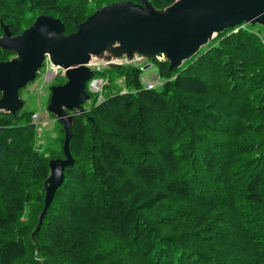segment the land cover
<instances>
[{"label":"trees","instance_id":"trees-1","mask_svg":"<svg viewBox=\"0 0 264 264\" xmlns=\"http://www.w3.org/2000/svg\"><path fill=\"white\" fill-rule=\"evenodd\" d=\"M113 1L0 0V22L52 15L70 33ZM150 62L158 84L108 68L74 116V163L35 231L63 130L50 114L37 148L33 110L0 114V264H264V29L228 28L173 71Z\"/></svg>","mask_w":264,"mask_h":264},{"label":"water","instance_id":"water-1","mask_svg":"<svg viewBox=\"0 0 264 264\" xmlns=\"http://www.w3.org/2000/svg\"><path fill=\"white\" fill-rule=\"evenodd\" d=\"M243 25L264 29V0H174L162 9L149 0L113 1L83 21L75 20L70 33H64L63 22L52 15H37L15 35L1 21L0 49L14 53L0 61L1 114L14 115L21 107L18 90L35 78L45 58L65 78L62 84H51L46 106L63 130V158L48 161L34 231L62 185L65 169L74 163L69 142L74 116L85 113L83 106L90 100L85 86L93 74L91 66L117 69L134 60H156L167 61L173 71L226 29Z\"/></svg>","mask_w":264,"mask_h":264},{"label":"flooded vegetation","instance_id":"flooded-vegetation-1","mask_svg":"<svg viewBox=\"0 0 264 264\" xmlns=\"http://www.w3.org/2000/svg\"><path fill=\"white\" fill-rule=\"evenodd\" d=\"M1 20V19H0ZM0 29H1V26H0ZM10 30V29H9ZM2 34V29H1V32H0V35ZM1 51H3V50H1ZM4 52H2V53H0V61L1 60H7V59H9L10 57H12V56H14V53H12V55H9V56H7L6 58H4ZM150 62V61H149ZM137 63V62H136ZM99 65V64H98ZM124 65H134L133 63H129V64H127V63H123V65L122 66H124ZM100 67H99V69H97L96 67V65H93V66H91V69H93V74H92V76L90 77V79L86 82V86H85V89H86V91H87V93L90 95V100H89V102H87L86 104H88V103H90L91 102V98H92V95H94L90 90H89V83L91 82V80L92 79H94V78H98L97 76H96V74H98V73H100L101 71H102V69H104V68H106V67H104L103 65H99ZM134 66H136V65H134ZM42 67H45V70L44 71H42V72H39L40 70V68L38 69V71H37V73H36V76H35V78L31 81V82H28L27 83V85H25L24 87H22V88H20L19 90H18V96H19V98H20V100H21V102H22V105H21V107L16 111V113L13 115V114H11V115H13L14 117H16L17 115H20V116H22L23 115V113L22 112H24V111H29V110H33V113L31 114V122L33 123V124H35V123H39L40 122V111H41V106H40V103H39V101L37 100V104H38V111L37 110H35L34 108H26L27 106V98L28 97H30L31 95H33L36 99L38 98V96L39 95H41V94H43V88H44V86H45V84L46 83H48V84H62V83H64L65 82V78L63 77V75H62V71L61 70H59V69H57V68H54V67H52L50 64H49V62L47 61V58H45V60H44V62H43V64H42V66H41V68ZM138 67H139V65H138ZM108 69V68H107ZM40 74V77H39V84H37L36 83V81H37V74ZM60 78H62L64 81L62 82V83H56V82H54L55 80H58V79H60ZM51 84H50V86H51ZM108 83L106 82V84H104L103 85V88H104V86L105 85H107ZM50 86H49V88H48V94H47V104H48V102H49V98H50ZM97 95V94H96ZM103 99V98H102ZM101 99V100H102ZM96 101L98 102V98L96 97ZM100 101V100H99ZM86 104H84V105H86ZM84 107V106H83ZM25 108V110H22V109H24ZM46 110V109H45ZM46 112H47V110H46ZM48 113V112H47ZM1 114V113H0ZM49 115H50V113H48Z\"/></svg>","mask_w":264,"mask_h":264},{"label":"rangeland","instance_id":"rangeland-1","mask_svg":"<svg viewBox=\"0 0 264 264\" xmlns=\"http://www.w3.org/2000/svg\"><path fill=\"white\" fill-rule=\"evenodd\" d=\"M150 61V60H149ZM146 61H144L143 63H145ZM39 72H42L45 70V67H42L39 69ZM105 71H107V68L102 69V71L98 74H96L97 77H102L104 80H107V83L109 84V77L108 74L105 73ZM37 81L36 83L39 84V77L40 74H37ZM141 78H146L148 80L151 81H159L160 77L158 75L157 69L152 66L149 67L145 70L141 71ZM54 82L58 83L57 80H55ZM51 84V83H50ZM50 84L46 83L44 88H43V94L39 95L38 98L36 99L33 95H31L30 97L27 98V107L26 108H34L35 110L38 111V104H37V100L40 103L41 106V111H40V122L39 123H35L36 125V133H37V141H36V147L39 148L42 145H44L45 143V136L47 134L50 133V135H54V132L52 131V129L55 126V122L54 119L46 112V106H47V94H48V88L50 86ZM113 85L117 86V87H122V80L118 79L116 81H114L112 83ZM123 88V87H122ZM95 95V93H93ZM105 95L104 91L102 90V96ZM22 110H25L22 109Z\"/></svg>","mask_w":264,"mask_h":264},{"label":"built area","instance_id":"built-area-1","mask_svg":"<svg viewBox=\"0 0 264 264\" xmlns=\"http://www.w3.org/2000/svg\"><path fill=\"white\" fill-rule=\"evenodd\" d=\"M143 62L144 61L141 62V61L134 60L132 63L136 66L139 65L141 70H145V69L153 66V64L151 62H149V60H146L145 63H143ZM147 64H149L148 67H146ZM96 66H97L96 68L99 69L100 66L99 65H96ZM141 81H142V84L147 89L152 88L153 86H155L156 84L159 83V81H151V80H148L146 78H141ZM106 82H107V80H104L102 77H98V78L92 79L91 82L89 83V90L92 93L97 94L98 101L103 98L102 90H103V85L106 84Z\"/></svg>","mask_w":264,"mask_h":264}]
</instances>
